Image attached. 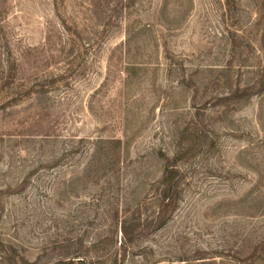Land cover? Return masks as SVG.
Segmentation results:
<instances>
[{
	"label": "rangeland",
	"instance_id": "374dc122",
	"mask_svg": "<svg viewBox=\"0 0 264 264\" xmlns=\"http://www.w3.org/2000/svg\"><path fill=\"white\" fill-rule=\"evenodd\" d=\"M0 264H264V0H0Z\"/></svg>",
	"mask_w": 264,
	"mask_h": 264
},
{
	"label": "trees",
	"instance_id": "16d2710c",
	"mask_svg": "<svg viewBox=\"0 0 264 264\" xmlns=\"http://www.w3.org/2000/svg\"><path fill=\"white\" fill-rule=\"evenodd\" d=\"M173 179H174V177H172V176H169L168 178H167V182H169L170 183V186H171V183H172V181H173ZM162 200H163V202L165 201V200H167V203L168 202H171V197L169 196V195H164V197H162ZM166 203V204H167ZM167 206V205H166ZM166 212V211H165ZM164 212V213H165ZM164 214L163 215H160V216H158L157 218H156V220H158V219H160V221H159V223L158 224H161L162 223V220H164ZM125 229H126V227L124 226L123 228H122V230H123V232L125 231Z\"/></svg>",
	"mask_w": 264,
	"mask_h": 264
}]
</instances>
